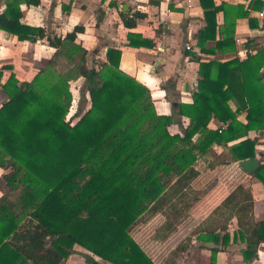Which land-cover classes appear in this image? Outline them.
Returning a JSON list of instances; mask_svg holds the SVG:
<instances>
[{
  "label": "trees",
  "instance_id": "1",
  "mask_svg": "<svg viewBox=\"0 0 264 264\" xmlns=\"http://www.w3.org/2000/svg\"><path fill=\"white\" fill-rule=\"evenodd\" d=\"M40 1L6 0L0 13L1 30L18 40L46 39L55 49L30 81H19L11 72L1 85L6 98L0 102V167L12 168L3 179L19 194L15 201L0 197V264H59L74 253L75 245L90 253L83 254L88 264H155L129 229L166 190L171 175H182L211 145H222L236 164L223 163L218 172L233 186L242 180L240 162L255 157L256 137L248 133L264 131V50H247L244 59L202 60L199 51L233 49L235 27V18L228 16L234 7L220 4L204 12L205 26L197 31L196 45L186 51L199 63L197 91L192 103L176 108L189 124L172 133L174 114H158L148 88L120 70V50L107 48L100 68L88 67L87 50L72 40L83 26L61 38L23 23L20 4L37 6ZM220 10L224 21L218 25ZM120 15L126 28L146 17L138 11ZM216 29L220 38L205 49ZM127 36L132 46L152 45L140 34ZM254 41L248 38L245 47ZM62 55L73 63L67 72L55 67ZM3 69L11 66H0V77ZM79 77L90 104L82 114L75 111L68 117L73 103L69 83ZM242 111L245 122L237 118ZM213 117L227 126L220 132L208 128ZM240 137L245 138L227 146ZM252 175L264 187V163ZM243 186L236 185L239 203L247 208L251 201ZM231 199L229 194L224 202ZM254 227V239L240 229L233 231L232 242L239 237L244 244L240 253L245 264L257 258L264 243V220ZM197 239L211 252V264L230 243L226 224L201 232Z\"/></svg>",
  "mask_w": 264,
  "mask_h": 264
},
{
  "label": "crops",
  "instance_id": "2",
  "mask_svg": "<svg viewBox=\"0 0 264 264\" xmlns=\"http://www.w3.org/2000/svg\"><path fill=\"white\" fill-rule=\"evenodd\" d=\"M5 3L6 0H0V13L4 10ZM220 4L234 7L228 15L229 20L235 18L233 49L230 47L219 51L215 48L211 53L199 51L197 55L202 60L224 61L234 57L244 59L247 50L251 53L258 48L264 50V0H41L37 6L20 4V9L23 12L21 19L23 23L43 27L51 36L64 38L71 35L74 26H83L84 30L72 36V40L87 50L88 67L99 69L106 61L107 48L120 50V70L148 88L158 114H174L175 120L169 126V130L178 131L187 127L189 118L176 114L177 105L192 103L199 78V63L188 57L186 46L196 45L197 31L205 26L204 12ZM134 11L141 12L146 17L138 21L134 28L124 27L120 13L131 16ZM241 12L247 14L240 15ZM215 18L217 24L221 25L224 21L223 10L218 11ZM128 33L140 34L152 45L132 46ZM219 38V29H216L215 39L207 40L204 48H213ZM248 38L255 41L246 48ZM54 52L55 49L46 39L36 42L18 40L0 29V66H11V69L2 70L0 102L6 98L1 85L11 72L19 81L28 82L52 59ZM261 71L264 81V66ZM231 107L235 110V102H231ZM245 115V111H242L237 114V118L245 122ZM222 123L224 122L213 117L208 123V128L217 129ZM248 137H256L254 158L258 160L260 166L264 163V131H249ZM244 138L230 141L227 146ZM224 163H229L226 167L236 164L229 158ZM214 176L224 188L226 194L224 196L230 194L233 195V199L222 207H219L221 202L216 201L217 204L208 212L213 216L219 211L226 217L221 218L218 226H210L213 220H208V213L207 217L200 220L206 218L205 231H218L222 225H227L230 243L217 253L216 264H245L240 253L244 244L240 242L239 237L236 242H232L233 231L240 229L247 239L255 238L254 223L264 220V187L256 177L243 171L242 180L236 185L245 186L244 191L252 205L242 208L239 203L241 198L238 195L240 193L238 187L231 186L218 171L214 172ZM201 177L198 175L197 178L202 179ZM208 180L207 178L205 182ZM74 250L73 254L59 264H88L83 254L89 252L79 245H75ZM246 264H264V243L257 251V258Z\"/></svg>",
  "mask_w": 264,
  "mask_h": 264
},
{
  "label": "rangeland",
  "instance_id": "3",
  "mask_svg": "<svg viewBox=\"0 0 264 264\" xmlns=\"http://www.w3.org/2000/svg\"><path fill=\"white\" fill-rule=\"evenodd\" d=\"M55 67L60 72H67L73 67V63L66 55H62ZM83 82V78L79 77L69 83L73 103L68 117L75 111L82 114L89 107V96L87 93L83 95ZM70 120L73 123L76 119ZM170 131L174 133L180 130ZM197 138L195 135L192 143ZM228 158L231 159L227 148L211 145L207 153L200 155L185 173L172 174L166 190L132 224L129 229L131 236L155 264H211V252L200 247L202 243L197 236L207 228L206 218L200 220L202 217L208 216L209 221L213 220L210 226H218L221 218H226L222 212L220 214L218 211V214L213 216L208 212L217 204L216 201L221 202L219 207L226 203L224 188L219 184L214 172L220 170L217 166H221ZM11 169L0 167V197L15 201L19 190H9L3 179V175ZM198 175H201L202 179H198ZM207 178L209 180L205 182ZM16 210L17 213L23 211L20 206H17ZM215 258L217 260V254Z\"/></svg>",
  "mask_w": 264,
  "mask_h": 264
},
{
  "label": "water",
  "instance_id": "4",
  "mask_svg": "<svg viewBox=\"0 0 264 264\" xmlns=\"http://www.w3.org/2000/svg\"><path fill=\"white\" fill-rule=\"evenodd\" d=\"M240 167L244 172L253 174V172L259 167V162L256 158L243 160L240 162Z\"/></svg>",
  "mask_w": 264,
  "mask_h": 264
},
{
  "label": "built area",
  "instance_id": "5",
  "mask_svg": "<svg viewBox=\"0 0 264 264\" xmlns=\"http://www.w3.org/2000/svg\"><path fill=\"white\" fill-rule=\"evenodd\" d=\"M262 15V14H261ZM186 48L188 49L189 48V46H186ZM227 126V124L226 123H222L217 129L219 130V132L221 131V130H223L225 127Z\"/></svg>",
  "mask_w": 264,
  "mask_h": 264
}]
</instances>
